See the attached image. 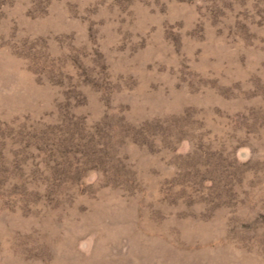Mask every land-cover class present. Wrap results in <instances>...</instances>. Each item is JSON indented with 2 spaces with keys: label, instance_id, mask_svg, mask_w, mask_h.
Masks as SVG:
<instances>
[{
  "label": "rangeland",
  "instance_id": "rangeland-1",
  "mask_svg": "<svg viewBox=\"0 0 264 264\" xmlns=\"http://www.w3.org/2000/svg\"><path fill=\"white\" fill-rule=\"evenodd\" d=\"M0 264H264V0H0Z\"/></svg>",
  "mask_w": 264,
  "mask_h": 264
}]
</instances>
